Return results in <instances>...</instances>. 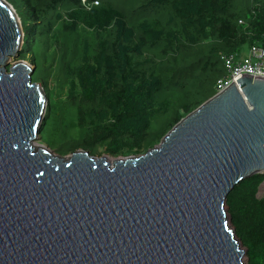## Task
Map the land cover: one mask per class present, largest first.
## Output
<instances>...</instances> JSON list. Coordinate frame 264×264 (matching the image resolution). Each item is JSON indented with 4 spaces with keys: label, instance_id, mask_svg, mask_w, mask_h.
Returning a JSON list of instances; mask_svg holds the SVG:
<instances>
[{
    "label": "water",
    "instance_id": "95a60500",
    "mask_svg": "<svg viewBox=\"0 0 264 264\" xmlns=\"http://www.w3.org/2000/svg\"><path fill=\"white\" fill-rule=\"evenodd\" d=\"M22 43L0 0V264H247L226 199L264 175V77H237L109 164L35 145L47 99L34 66L9 65Z\"/></svg>",
    "mask_w": 264,
    "mask_h": 264
},
{
    "label": "trees",
    "instance_id": "16d2710c",
    "mask_svg": "<svg viewBox=\"0 0 264 264\" xmlns=\"http://www.w3.org/2000/svg\"><path fill=\"white\" fill-rule=\"evenodd\" d=\"M47 105L39 137L61 156L144 154L216 93L223 56L264 48V0H5ZM264 175L226 208L247 264H264Z\"/></svg>",
    "mask_w": 264,
    "mask_h": 264
},
{
    "label": "built area",
    "instance_id": "2783aa9c",
    "mask_svg": "<svg viewBox=\"0 0 264 264\" xmlns=\"http://www.w3.org/2000/svg\"><path fill=\"white\" fill-rule=\"evenodd\" d=\"M85 5V0H82ZM225 75L217 81L216 92H222L231 83H236V78L242 75L264 77V48L252 46L244 56H223Z\"/></svg>",
    "mask_w": 264,
    "mask_h": 264
},
{
    "label": "rangeland",
    "instance_id": "374dc122",
    "mask_svg": "<svg viewBox=\"0 0 264 264\" xmlns=\"http://www.w3.org/2000/svg\"><path fill=\"white\" fill-rule=\"evenodd\" d=\"M18 61H25V62H27L28 64H30V60L28 59V57H25L24 59H22V53H18V55L15 57V58H11L10 60H9V65H11V64H14V63H16V62H18ZM31 65V64H30ZM32 66V65H31ZM35 145H45L46 146V144H44L42 141H41V139H40V137L38 136V138L35 140ZM50 150H52L53 152L55 151L54 149H51V148H49ZM56 153V152H55ZM56 154H58V153H56ZM59 155V154H58ZM61 156V155H60ZM94 157H96V158H99V157H104V158H117V157H112V156H110V155H108V154H106L105 152H104V149H99L98 150V152L96 153V155H94ZM264 196V189H262V185L260 186V188H259V192H258V197H263Z\"/></svg>",
    "mask_w": 264,
    "mask_h": 264
},
{
    "label": "bare ground",
    "instance_id": "6f19581e",
    "mask_svg": "<svg viewBox=\"0 0 264 264\" xmlns=\"http://www.w3.org/2000/svg\"><path fill=\"white\" fill-rule=\"evenodd\" d=\"M106 159V161L109 163V164H111L112 162H113V158H105ZM262 189H264V183L262 184Z\"/></svg>",
    "mask_w": 264,
    "mask_h": 264
},
{
    "label": "crops",
    "instance_id": "0c3cea01",
    "mask_svg": "<svg viewBox=\"0 0 264 264\" xmlns=\"http://www.w3.org/2000/svg\"><path fill=\"white\" fill-rule=\"evenodd\" d=\"M247 53V52H246Z\"/></svg>",
    "mask_w": 264,
    "mask_h": 264
}]
</instances>
